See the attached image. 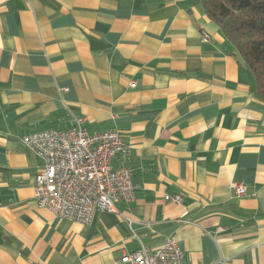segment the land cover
<instances>
[{"label": "crops", "instance_id": "0c3cea01", "mask_svg": "<svg viewBox=\"0 0 264 264\" xmlns=\"http://www.w3.org/2000/svg\"><path fill=\"white\" fill-rule=\"evenodd\" d=\"M74 118L119 132L135 185L87 224L35 204L21 141ZM168 237L188 264H264V101L232 43L198 0H0V264H112Z\"/></svg>", "mask_w": 264, "mask_h": 264}, {"label": "built area", "instance_id": "2783aa9c", "mask_svg": "<svg viewBox=\"0 0 264 264\" xmlns=\"http://www.w3.org/2000/svg\"><path fill=\"white\" fill-rule=\"evenodd\" d=\"M208 39L204 36V40ZM22 143L42 161L35 178L34 201L59 218L87 224L94 211L117 213V202L134 200L135 185L131 170L112 160L125 156L126 145L119 132L90 133L83 119L74 118L69 129H49L25 134ZM234 195L241 197L245 187L235 185ZM180 203L181 196L166 195ZM112 264H188L174 237L151 251L142 246L122 254Z\"/></svg>", "mask_w": 264, "mask_h": 264}, {"label": "trees", "instance_id": "16d2710c", "mask_svg": "<svg viewBox=\"0 0 264 264\" xmlns=\"http://www.w3.org/2000/svg\"><path fill=\"white\" fill-rule=\"evenodd\" d=\"M207 17L234 46L264 101V0H198Z\"/></svg>", "mask_w": 264, "mask_h": 264}]
</instances>
